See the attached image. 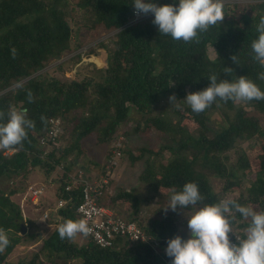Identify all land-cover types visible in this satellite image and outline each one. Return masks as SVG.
<instances>
[{"label": "trees", "instance_id": "trees-1", "mask_svg": "<svg viewBox=\"0 0 264 264\" xmlns=\"http://www.w3.org/2000/svg\"><path fill=\"white\" fill-rule=\"evenodd\" d=\"M145 2L162 6L174 0ZM132 3L0 0V111L27 109V118L35 122L22 146L0 150V228L10 240L0 253V264H171L165 252L167 241L177 235L188 238L184 214L191 206L167 213L163 207L168 205L172 190H181L187 182L198 184L203 203L231 198L264 211V121L260 118L264 116V100L238 104L217 100L200 114L183 101L188 93L208 87L211 74L229 80L247 76L264 91V80L258 78L264 68L254 61L251 50L252 41L258 37L255 25L264 16V0L224 3L222 22L200 33L198 42L189 43L160 35L152 23L154 14H141L136 20ZM175 3L178 5V0ZM82 20L87 32L96 35L100 29L108 34L107 42L99 41L76 52L82 43L72 40L71 23L79 25L77 21ZM99 49L106 53L105 63L93 69L91 76L78 79L75 72L72 78H64L45 70L50 61L62 59L56 68L64 70L69 64L66 69L71 71L82 57H98ZM69 54L72 56L66 58ZM235 54L239 65L231 60ZM224 67L233 69L231 76L224 73ZM29 91L34 97L32 103L27 99ZM172 95L177 98L174 105L169 100ZM173 118L180 123L172 124ZM186 118L194 125L193 130L181 123ZM51 119L60 122L53 138L48 135ZM154 130L161 133L162 143L157 150L141 148L139 153L160 159L157 166L147 161L140 178L149 195L158 194L160 189L168 191L166 196L158 195L163 201L155 205L153 196L141 199L137 192L117 187L109 195L110 181L101 184L102 193L94 198L116 218L137 224L149 240L117 237L107 248L98 247L88 236L62 240L58 225L66 219H81L76 206L83 181L72 185V176L78 171H72L69 162L84 152V141L94 136L98 144L111 147L118 136L128 138L136 131ZM253 142L258 149V167L251 178L245 147ZM165 152L168 154L162 158ZM109 155L110 150L106 157ZM129 157L133 159L131 153ZM81 171L83 180L98 177ZM35 176L40 177L42 187H53L52 197L40 198L33 206L28 196L26 204L38 220L48 211V223L54 227L41 238L38 230L36 237L41 243L35 252L11 260L16 248L27 240V230L22 234V227L28 229L36 222L26 215L24 218L19 203L28 186L40 187L34 183ZM212 181L219 183L217 189ZM246 184V194L236 191ZM59 202L63 204L58 207ZM235 215L233 232L243 237L248 221L239 213ZM229 237L236 238L231 233Z\"/></svg>", "mask_w": 264, "mask_h": 264}, {"label": "clouds", "instance_id": "clouds-1", "mask_svg": "<svg viewBox=\"0 0 264 264\" xmlns=\"http://www.w3.org/2000/svg\"><path fill=\"white\" fill-rule=\"evenodd\" d=\"M134 14H154L152 23L157 26L160 35L170 36L174 41L189 43L198 42L200 33L207 32L211 26L221 23L224 19L223 0H175L172 4L158 6L145 0H133ZM258 37L251 43L252 56L264 68V16L255 25ZM13 59L16 49H11ZM233 63L239 65L238 58L232 55ZM233 69L224 67V73L231 76ZM264 80V72L258 73ZM208 87L201 91L190 92L183 99L192 112L200 114L217 100L234 104L264 100V91L247 76L235 79H218L216 74L207 77ZM29 103L34 102L31 91L27 94ZM171 105L177 98L169 97ZM42 122L45 120L41 117ZM34 121L27 118V109L10 107L5 113L0 111V150H8L22 146L27 139V130L34 127ZM204 197L198 184L187 182L182 189L172 190L168 205L163 207L165 213L169 209L176 211L191 206L185 213L189 235L182 239L177 235L167 241L166 255L171 264H264V211H256L250 205H242L231 198H224L216 203H203ZM235 213L248 221L243 237L233 232L237 219ZM59 237L69 241L78 235L87 237L92 229L88 222L81 219H66L57 228ZM234 234L236 242L230 240ZM10 240L5 229L0 228V253L9 246Z\"/></svg>", "mask_w": 264, "mask_h": 264}, {"label": "rangeland", "instance_id": "rangeland-1", "mask_svg": "<svg viewBox=\"0 0 264 264\" xmlns=\"http://www.w3.org/2000/svg\"><path fill=\"white\" fill-rule=\"evenodd\" d=\"M250 0H224L223 3H241V2H248ZM79 25H77L75 22L71 23L72 27V40L74 42L79 41L81 42V48L77 50L76 52H81L86 50L88 47L96 45L97 42L101 41L104 44L107 42L108 34H106L103 30L99 29V33L96 35H93L92 32H87L85 28V22L77 21ZM98 53L100 54L98 57H82V59L74 64L73 67H71V71L67 70L66 68L69 67V64H66L64 67V70H58L56 68L57 64L62 59L52 60L50 61L47 66L45 67V70L51 74L56 75L59 77L64 78H72L75 76V72L77 73V78L81 79L85 76H91L94 71L93 69L100 68L103 66L104 57L106 55L105 51L103 49H99ZM75 54V53H74ZM72 54H69L68 57L70 58ZM64 58L63 60H65ZM178 114V112L176 113ZM162 115V114H160ZM264 121V116L260 117ZM172 124H178L180 123L177 119H172ZM182 124H186L189 130L194 129V125L189 121V119H184ZM128 128V127H126ZM142 128H140L141 130ZM128 131L131 132V129L128 128ZM161 133L158 131H151V132H140L136 131L135 133H130L128 135V138H124V144L128 147H124L123 150L128 151L127 154L125 152L121 151V156L118 162L116 163V167L114 169H110L109 174L106 176V164L108 158L107 152L110 150V147H107L106 145H100L96 142V138L94 136L87 138L84 141L83 149L84 152L76 159H72L69 164L73 169L74 172L79 170H83L84 172H87L88 175L91 176H99L104 175L106 176L107 182L110 181V185H108L107 192L109 195L113 194L116 187L122 188L126 190H133L138 193V196L143 199L147 196H153L152 203L153 204H160L164 197L158 196L159 194H164L165 196L168 195V191H164L160 189L158 194L156 195H149L145 190V183L140 178L141 173L145 170L147 161L150 163H153L155 166H157L160 157H155L152 154L144 153L143 155H140L139 151L141 148L150 149V150H157L159 145L162 143L161 139ZM119 136L115 139L114 142L118 140ZM127 143V144H126ZM255 143H250L248 147H245L246 155H247V166L250 171V177L253 178L256 168L258 167V159H257V148L253 147ZM127 148V149H126ZM132 154L133 159L129 157V154ZM168 153H163L162 158H165ZM232 154V153H231ZM233 161H235V157L232 158ZM161 161V160H160ZM106 170V171H105ZM103 171V172H102ZM58 174H61L63 172V167L59 168L57 170ZM73 172V174H75ZM39 177V176H38ZM35 178V177H34ZM40 178V177H39ZM33 181V179H32ZM35 181V182H34ZM33 182L37 184L38 186H44L42 185L43 182L40 180H34ZM214 188L217 189L219 187V183L216 181H212ZM44 189V195L45 192L46 195H50L51 191L53 190V187H43ZM246 188L247 184L245 185L244 189H237V192H242L243 194H246ZM41 197V198H42ZM45 198V197H44ZM21 200V198H20ZM19 200V203H20ZM151 203V204H152ZM121 204V203H120ZM167 206V205H166ZM165 206V207H166ZM124 208V206H123ZM30 207L28 204L24 205V213L26 217L34 220V225L32 227H29L28 229L25 228V231L27 230V236L24 234L25 238L27 239L25 244L19 246L16 248V250L11 255V260H16L18 257H22L24 255H28L30 252H35L37 250V247L40 245L41 241L36 237V233L38 230H41V234L39 235V238L45 237L52 229L53 225L48 223V220L46 223H40L38 222V217L35 215V211H29ZM146 206L144 210L146 211ZM29 211V212H27ZM164 211V209H163ZM187 212L186 210L183 211V213ZM165 213V211H164ZM183 215V214H182ZM36 219V220H35ZM26 233V232H25ZM23 234V233H22ZM38 259V258H37Z\"/></svg>", "mask_w": 264, "mask_h": 264}, {"label": "built area", "instance_id": "built-area-1", "mask_svg": "<svg viewBox=\"0 0 264 264\" xmlns=\"http://www.w3.org/2000/svg\"><path fill=\"white\" fill-rule=\"evenodd\" d=\"M224 1V0H223ZM142 15L134 14V18L138 20ZM59 120H50V130L48 135L50 137H56L59 130ZM124 148V138L119 136L118 140L112 144L110 147V155L107 157L106 164V176L109 174L110 169L116 167V163L120 159L121 150ZM11 153V151H8ZM7 152V153H8ZM106 176L99 175L97 178H93L92 181L83 180L82 171L79 170L77 175L72 176V185L75 187L80 185L83 181L81 188V200L76 206V212L85 219L90 228L92 229L91 234L88 236L91 240L100 248H107L112 246L113 241L117 238H126L130 241H147L149 238L145 237L142 230L137 224L133 222H126L122 219L116 218L112 211L104 206H100L95 201V195H100L102 193L101 184H107ZM44 188L42 186L35 187L30 185L27 188L26 193L21 197L20 208L22 210L23 216L24 205H26L27 197L29 196L30 203L36 206L39 199L44 195ZM70 186H66V190H69ZM63 203L59 202L58 207ZM48 218V211L44 212L39 218L42 223H45ZM233 243L236 242V238L231 240Z\"/></svg>", "mask_w": 264, "mask_h": 264}, {"label": "crops", "instance_id": "crops-1", "mask_svg": "<svg viewBox=\"0 0 264 264\" xmlns=\"http://www.w3.org/2000/svg\"><path fill=\"white\" fill-rule=\"evenodd\" d=\"M34 179H38V180H40V178L38 177V176H35V178ZM50 188H51V186H49ZM45 198H51L52 197V194H51V196L50 195H46V192H45V196H44ZM44 197H42V198H44ZM38 222H40V223H42L40 220L38 221ZM46 223V222H45Z\"/></svg>", "mask_w": 264, "mask_h": 264}, {"label": "water", "instance_id": "water-1", "mask_svg": "<svg viewBox=\"0 0 264 264\" xmlns=\"http://www.w3.org/2000/svg\"><path fill=\"white\" fill-rule=\"evenodd\" d=\"M26 231H25V228L24 227H22V233L24 234Z\"/></svg>", "mask_w": 264, "mask_h": 264}]
</instances>
